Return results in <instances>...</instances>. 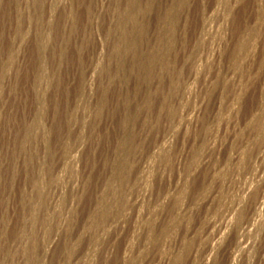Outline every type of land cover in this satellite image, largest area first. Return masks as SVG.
I'll return each mask as SVG.
<instances>
[{"label": "rangeland", "instance_id": "1", "mask_svg": "<svg viewBox=\"0 0 264 264\" xmlns=\"http://www.w3.org/2000/svg\"><path fill=\"white\" fill-rule=\"evenodd\" d=\"M0 264H264V0H0Z\"/></svg>", "mask_w": 264, "mask_h": 264}, {"label": "bare ground", "instance_id": "2", "mask_svg": "<svg viewBox=\"0 0 264 264\" xmlns=\"http://www.w3.org/2000/svg\"><path fill=\"white\" fill-rule=\"evenodd\" d=\"M52 245V244H51Z\"/></svg>", "mask_w": 264, "mask_h": 264}]
</instances>
